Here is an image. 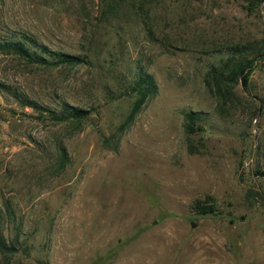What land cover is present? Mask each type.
I'll use <instances>...</instances> for the list:
<instances>
[{"label": "rangeland", "instance_id": "1", "mask_svg": "<svg viewBox=\"0 0 264 264\" xmlns=\"http://www.w3.org/2000/svg\"><path fill=\"white\" fill-rule=\"evenodd\" d=\"M21 35L82 61L0 52V264H264V0H0ZM140 73L157 93L122 128Z\"/></svg>", "mask_w": 264, "mask_h": 264}, {"label": "trees", "instance_id": "2", "mask_svg": "<svg viewBox=\"0 0 264 264\" xmlns=\"http://www.w3.org/2000/svg\"><path fill=\"white\" fill-rule=\"evenodd\" d=\"M0 52L4 53H14L17 56L25 57L32 62L41 63L48 66H58L60 64L75 65L82 61V59L73 54L65 52H55L53 50H48L42 43H38L34 38L30 36L21 35L18 38H2L0 39ZM237 55V56H235ZM262 56V54H261ZM242 57V51L238 50L235 54H231L227 58L225 66L228 63H233L235 67H232L227 76L228 80L232 81L240 77L242 83L246 85L248 79V64L251 60L256 59L258 56H254L252 59L247 60ZM212 68L211 73L215 76L216 91L220 94L222 92L221 83L224 79V72L222 70ZM207 86L212 91V87L208 80H205ZM3 88L6 89L5 86ZM129 89L131 93L134 94V100L132 102L130 111L125 117L121 127L124 128L132 122L137 113L141 110L143 105L148 99L153 97L157 93V84L153 79L152 75L149 73H140L136 78H134L130 84ZM12 93V92H11ZM17 99H21L20 96L14 94ZM22 104L29 105L34 109L43 112L46 111L49 117L54 121H66L70 119L80 120L88 116L89 111L87 109L70 106L64 104L60 111L48 108L47 106H40L29 98L20 100ZM199 120V114L196 111H189L185 113V131L187 134L193 133L196 126V121ZM200 129V128H199ZM257 174L264 177V170H258ZM192 209L197 215L215 214L217 213L216 208L212 202L208 203L200 199H196L192 204ZM18 250V246L13 240L6 241L2 233H0V253L5 254V252H15Z\"/></svg>", "mask_w": 264, "mask_h": 264}]
</instances>
